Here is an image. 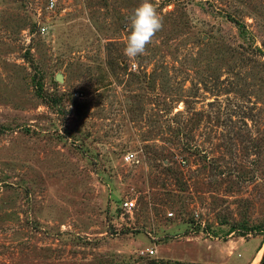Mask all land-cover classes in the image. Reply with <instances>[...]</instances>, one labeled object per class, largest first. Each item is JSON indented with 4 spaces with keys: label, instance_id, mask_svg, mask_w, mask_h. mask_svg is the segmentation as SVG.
<instances>
[{
    "label": "rangeland",
    "instance_id": "1",
    "mask_svg": "<svg viewBox=\"0 0 264 264\" xmlns=\"http://www.w3.org/2000/svg\"><path fill=\"white\" fill-rule=\"evenodd\" d=\"M151 2L0 0V264H264V0Z\"/></svg>",
    "mask_w": 264,
    "mask_h": 264
},
{
    "label": "clouds",
    "instance_id": "2",
    "mask_svg": "<svg viewBox=\"0 0 264 264\" xmlns=\"http://www.w3.org/2000/svg\"><path fill=\"white\" fill-rule=\"evenodd\" d=\"M163 28V18L151 0H141L129 17V34L123 54L135 59L146 54L148 46Z\"/></svg>",
    "mask_w": 264,
    "mask_h": 264
},
{
    "label": "built area",
    "instance_id": "3",
    "mask_svg": "<svg viewBox=\"0 0 264 264\" xmlns=\"http://www.w3.org/2000/svg\"><path fill=\"white\" fill-rule=\"evenodd\" d=\"M47 5L49 7H53L54 6V0H47ZM42 29L44 28L43 26L41 27ZM132 156V154H126L124 157L125 159H130ZM121 207L125 208L126 210H131L134 205H135V200L132 198H125L123 200H121Z\"/></svg>",
    "mask_w": 264,
    "mask_h": 264
},
{
    "label": "water",
    "instance_id": "4",
    "mask_svg": "<svg viewBox=\"0 0 264 264\" xmlns=\"http://www.w3.org/2000/svg\"><path fill=\"white\" fill-rule=\"evenodd\" d=\"M58 77V79H61V77L60 76H57Z\"/></svg>",
    "mask_w": 264,
    "mask_h": 264
},
{
    "label": "bare ground",
    "instance_id": "5",
    "mask_svg": "<svg viewBox=\"0 0 264 264\" xmlns=\"http://www.w3.org/2000/svg\"><path fill=\"white\" fill-rule=\"evenodd\" d=\"M260 252H262V251H260Z\"/></svg>",
    "mask_w": 264,
    "mask_h": 264
}]
</instances>
